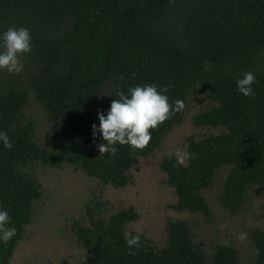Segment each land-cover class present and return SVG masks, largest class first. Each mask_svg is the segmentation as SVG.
Listing matches in <instances>:
<instances>
[{"label": "trees", "instance_id": "obj_1", "mask_svg": "<svg viewBox=\"0 0 264 264\" xmlns=\"http://www.w3.org/2000/svg\"><path fill=\"white\" fill-rule=\"evenodd\" d=\"M26 27L31 35L33 66L22 76L0 70V130L12 148L0 145V207H6L17 234L0 244V264L10 259L33 215L41 186L32 175L37 161L54 165L66 158L86 176L124 186L138 156L150 154L185 113L149 129L142 150L117 144L112 156L98 152L100 93L137 84L171 85L169 102L186 106L189 92L205 89L212 105L192 118L196 127H222L218 133L188 139L192 155L183 165L166 154L159 162L173 188L178 211L209 218L202 194L216 172L226 168L222 206L235 213L248 191L264 188V0H0V31ZM251 71L254 96L236 91L235 81ZM30 93L47 119L68 132L61 147L42 145L26 114ZM99 94V95H98ZM111 99L115 97L111 95ZM264 213V198L261 203ZM138 216L131 206L108 217L90 211L88 224L75 235L86 250L78 264H237L238 252L216 243L211 256L194 244L190 225L166 222V243L157 249L140 234L141 246L130 255L123 239L126 224ZM255 248L252 264H264V232L249 230ZM54 264H72L62 258Z\"/></svg>", "mask_w": 264, "mask_h": 264}, {"label": "rangeland", "instance_id": "obj_2", "mask_svg": "<svg viewBox=\"0 0 264 264\" xmlns=\"http://www.w3.org/2000/svg\"><path fill=\"white\" fill-rule=\"evenodd\" d=\"M20 62L22 69L18 75L22 76L33 66L31 53L21 55ZM111 100L110 94L101 93L98 105L105 111ZM210 105L212 102L206 97L205 89L199 85L193 88L188 94L181 122L173 125L154 151L137 157L127 171L129 180L124 186H113L88 177L66 158H61L54 165L41 161L33 163L29 170L39 182L41 194L33 203L32 218L25 226L10 264H54L62 258L78 264L84 259L86 250L75 235L77 224H88L90 211L108 217L129 206L135 209L138 216L126 224V230L134 235L139 230V234L157 249L166 243L167 220L182 219L189 223L194 244L207 258L216 243L227 240L237 249V264H252L255 248L249 238V230L259 228L264 232L261 208L264 188L250 189L238 211L229 212L219 199L226 173V168H220L212 183L202 191L211 210L207 219L201 214L171 207L176 201V194L167 185L166 175L159 167L161 158L167 152H186L190 137L199 138L223 129L193 125V116ZM26 114L34 121L36 138L42 145L61 147L69 136L67 131L47 119L44 108L31 93ZM240 233L247 234L244 240L237 238Z\"/></svg>", "mask_w": 264, "mask_h": 264}, {"label": "clouds", "instance_id": "obj_3", "mask_svg": "<svg viewBox=\"0 0 264 264\" xmlns=\"http://www.w3.org/2000/svg\"><path fill=\"white\" fill-rule=\"evenodd\" d=\"M31 35L26 27L10 26L0 31V70L10 74H18L22 69L20 57L31 51ZM255 75L251 72H244L235 81L236 91L248 97L254 96L253 83ZM171 85L160 87L155 84H137L127 89V93L115 90L111 94L115 98L110 101L105 111H97L98 124H91L92 137L95 139L99 133L101 143L97 145L101 156L104 153L114 156L117 153L116 145L127 144L130 149L142 150L151 139L149 129H155L165 120L170 119L178 112H182L185 105L180 99L169 102L167 95ZM101 94V93H100ZM99 95V94H98ZM0 145L5 149L12 148V141L6 132L0 130ZM167 156H176V163L183 165L191 153H180L169 151ZM17 234V228L11 223V216L6 207H0V244H7ZM246 233H240L238 239L244 240ZM123 239L130 255L135 254L141 246L140 234L129 231L123 232ZM221 246L228 247L227 240L221 241Z\"/></svg>", "mask_w": 264, "mask_h": 264}]
</instances>
